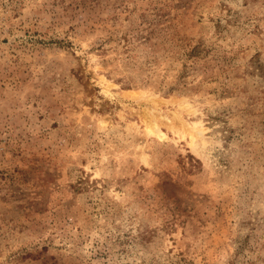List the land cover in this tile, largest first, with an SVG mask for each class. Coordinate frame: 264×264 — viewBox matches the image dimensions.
Masks as SVG:
<instances>
[{
  "label": "rangeland",
  "instance_id": "obj_1",
  "mask_svg": "<svg viewBox=\"0 0 264 264\" xmlns=\"http://www.w3.org/2000/svg\"><path fill=\"white\" fill-rule=\"evenodd\" d=\"M0 264H264V0H0Z\"/></svg>",
  "mask_w": 264,
  "mask_h": 264
}]
</instances>
